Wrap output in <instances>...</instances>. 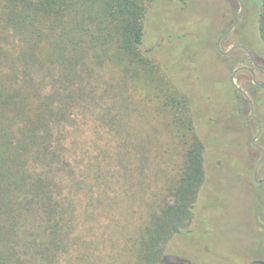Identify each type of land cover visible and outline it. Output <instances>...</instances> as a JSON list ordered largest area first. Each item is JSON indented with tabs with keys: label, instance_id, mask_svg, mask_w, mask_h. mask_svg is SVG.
Instances as JSON below:
<instances>
[{
	"label": "trees",
	"instance_id": "trees-1",
	"mask_svg": "<svg viewBox=\"0 0 264 264\" xmlns=\"http://www.w3.org/2000/svg\"><path fill=\"white\" fill-rule=\"evenodd\" d=\"M145 2L0 0V264H89L86 239L75 232L79 182L67 155V131L83 110L96 113L100 101L97 114L106 109L111 119L105 124L126 144L134 96L151 101L150 113L158 111L159 100L170 107L167 123L180 155L178 173L168 178L161 201L150 205L138 229L134 264H184L166 245L189 227L208 152L216 181L245 184L264 236V183L253 181L242 150L226 143L216 108L193 105L195 96L216 98L215 86L205 94L193 52L182 40L147 46ZM256 3L264 44V0ZM216 55L229 96L222 115L245 132L249 102L230 82V54L217 48ZM139 140L141 152L155 138Z\"/></svg>",
	"mask_w": 264,
	"mask_h": 264
},
{
	"label": "rangeland",
	"instance_id": "rangeland-1",
	"mask_svg": "<svg viewBox=\"0 0 264 264\" xmlns=\"http://www.w3.org/2000/svg\"><path fill=\"white\" fill-rule=\"evenodd\" d=\"M242 2V15L230 33L221 39L220 49L226 51L234 45H243L258 64L264 65V44L258 32L259 6L256 0ZM145 3L147 46L181 40L187 44L193 52L195 74L197 79L203 80L205 94L214 92V86L218 92L213 100L195 96L193 105L201 110H205L204 105L216 108L222 136L227 144L242 150L245 160L251 162L252 176L261 155L250 145L256 124L249 116V106L246 109L249 128L245 132L234 119L222 115V105L228 102L229 96L225 93L226 79L221 73L223 65L217 61V48L214 47L237 18L239 2L146 0ZM230 58L231 74L239 66L253 67L247 54L240 49L232 51ZM157 59L161 62L163 57ZM255 73L256 80L264 84V72L255 69ZM207 75L215 76L217 81H210ZM250 81L247 71L235 75L236 84L245 89L261 122L262 132L257 144L264 150V87H254ZM151 105V101L143 102L137 96L129 101L126 121L131 137L126 139V144L105 124L107 117L111 119L106 109L101 110L103 116L97 114L100 101L96 103V113L92 112L94 109L83 110L67 131V155L75 166L79 182L75 232L86 239L89 264H134L132 246L138 229L147 219L150 205L161 201L168 178L178 173L179 144L167 123L170 107L159 100L158 111L150 113ZM146 134L155 141L140 152L135 144L138 145L139 137L144 139ZM212 155L208 152L206 156V177L196 198L189 227L168 241L166 252L183 259L184 264H251L261 255V248L264 249V236L253 219L250 193L241 181H216V163L210 158ZM263 177L264 162L259 174V178Z\"/></svg>",
	"mask_w": 264,
	"mask_h": 264
},
{
	"label": "water",
	"instance_id": "water-1",
	"mask_svg": "<svg viewBox=\"0 0 264 264\" xmlns=\"http://www.w3.org/2000/svg\"><path fill=\"white\" fill-rule=\"evenodd\" d=\"M237 1L240 4L239 14H238L237 18L235 19V21L232 23V25L221 35V37L217 41V48H218L220 54H222V55H228L232 51H234L235 49L245 50L247 52L249 58L251 59L253 66H255L256 68L262 69L261 66L256 65L251 52L243 45H234V46H232L231 48H229L226 51H222L220 49V45H219L220 40L230 33V31L233 29V27L236 25V23L239 21L241 15H242V12H243V9H244V4H243L242 0H237ZM239 71H247V72H249L250 75H251L252 82L257 84L258 86H264V84H261V83H259L256 80L255 69L253 67H250V66H239V67H237L232 72L231 77H230V82L233 85V87L248 100V102H249V116L253 120V122L256 124V133L254 134V136L251 139V146L254 147L255 149H257L260 152L261 155H260V158L257 160V162L255 164V168H254L253 174H252V179H253V181L256 184H263L264 183V177L263 178H259V174H260L261 164L264 161V150L259 144H257V140H258V138H259V136H260V134L262 132L261 122H260L259 118L254 113L253 102L249 98L248 94L243 89H241L235 82V75Z\"/></svg>",
	"mask_w": 264,
	"mask_h": 264
},
{
	"label": "flooded vegetation",
	"instance_id": "flooded-vegetation-1",
	"mask_svg": "<svg viewBox=\"0 0 264 264\" xmlns=\"http://www.w3.org/2000/svg\"><path fill=\"white\" fill-rule=\"evenodd\" d=\"M221 37V36H220ZM219 37V38H220ZM219 40V39H218ZM221 41V40H220ZM240 50H242V49H240ZM242 51H244L246 54H247V52L245 51V50H242ZM247 56H248V54H247ZM248 58H249V56H248ZM253 58H254V61H255V63H256V65H260L261 67H262V69H259V68H256L255 66H253L254 67V69H256V70H259V71H262V72H264V65H262V64H258V60H256V58L253 56ZM250 59V58H249ZM251 60V59H250ZM252 62V61H251ZM253 65V64H252ZM251 76V75H250ZM257 85V84H256ZM261 87H264V86H261ZM251 143V142H250ZM254 148V147H253ZM264 162V161H263ZM263 162H262V164H261V168H260V172H261V170L263 169ZM251 264H264V255H260L258 258H256V259H254V260H252L251 261Z\"/></svg>",
	"mask_w": 264,
	"mask_h": 264
}]
</instances>
